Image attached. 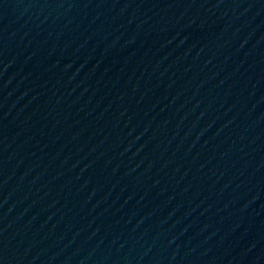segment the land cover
<instances>
[{
    "label": "water",
    "instance_id": "95a60500",
    "mask_svg": "<svg viewBox=\"0 0 264 264\" xmlns=\"http://www.w3.org/2000/svg\"><path fill=\"white\" fill-rule=\"evenodd\" d=\"M0 264H264V0H0Z\"/></svg>",
    "mask_w": 264,
    "mask_h": 264
}]
</instances>
